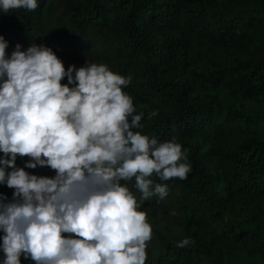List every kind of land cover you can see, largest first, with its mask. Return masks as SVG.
Segmentation results:
<instances>
[{"label": "trees", "instance_id": "obj_1", "mask_svg": "<svg viewBox=\"0 0 264 264\" xmlns=\"http://www.w3.org/2000/svg\"><path fill=\"white\" fill-rule=\"evenodd\" d=\"M56 0H39L35 11L0 13V35L17 43L51 47L65 68L86 63L60 39L44 42ZM85 13L71 21L84 41L124 35L133 68L124 89L143 112V129L187 149L192 171L177 185L184 195L186 237L198 252L227 257L223 264H264V50L259 57H212L262 48L264 0H81ZM193 47L200 53L193 55ZM67 83V78L62 80ZM158 115L151 117L153 111ZM151 117V118H150ZM2 155V154H0ZM28 157L17 158L24 167ZM48 176L45 167L25 169ZM6 190H12L7 187ZM162 249L148 264H197L188 248L159 234Z\"/></svg>", "mask_w": 264, "mask_h": 264}, {"label": "clouds", "instance_id": "obj_2", "mask_svg": "<svg viewBox=\"0 0 264 264\" xmlns=\"http://www.w3.org/2000/svg\"><path fill=\"white\" fill-rule=\"evenodd\" d=\"M38 4L0 0V13ZM8 47L0 35V185L14 189L11 200L0 193V264L22 255L35 264H146L153 229L142 205L169 195L155 178L187 179V149L136 131L144 113L124 91L130 76L103 63L65 68L43 44ZM18 156L29 158L24 167ZM38 166L55 175L25 170Z\"/></svg>", "mask_w": 264, "mask_h": 264}, {"label": "rangeland", "instance_id": "obj_3", "mask_svg": "<svg viewBox=\"0 0 264 264\" xmlns=\"http://www.w3.org/2000/svg\"><path fill=\"white\" fill-rule=\"evenodd\" d=\"M54 12L56 18L50 25L51 31L47 33L39 32L44 42L60 39L63 43H70L66 49L74 57L81 59L85 63H103L108 65L111 70H130L133 68L129 55V47L118 25L107 28L106 38L88 37L84 41L80 31H78V28L71 21L74 15L83 16L85 13L81 0H56ZM263 50L264 40L262 41V48L258 50H251L245 53H231L229 55L219 51L212 54V57L227 63L233 56L240 58L259 57ZM192 52L196 56L200 53V50L197 47H193ZM44 173L52 177L55 175V170L45 167ZM155 183H158L157 178H155ZM128 184L134 193L139 195L132 187L134 181L128 182ZM168 188L169 195L165 200L157 203L156 199L153 198L142 205V210L146 211L147 219L153 229L152 240L149 242L147 248L146 264L162 249V243L159 238L160 233L174 239L176 242L187 238L181 223L182 205L185 197L177 185H168ZM13 191L14 189L6 190L4 185H0V193H3L8 200L12 199ZM173 212H175V215L172 214ZM2 235L3 233H0V236ZM0 243H2V240H0ZM186 248L190 249L197 264H223L227 262V257L224 254L220 256L216 254L207 255L196 251L191 244ZM3 255L0 252V259L3 258ZM21 264H35V262L31 259H25L22 255Z\"/></svg>", "mask_w": 264, "mask_h": 264}]
</instances>
